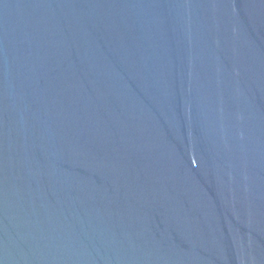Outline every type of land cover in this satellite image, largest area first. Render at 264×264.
I'll return each mask as SVG.
<instances>
[{"label":"water","instance_id":"95a60500","mask_svg":"<svg viewBox=\"0 0 264 264\" xmlns=\"http://www.w3.org/2000/svg\"><path fill=\"white\" fill-rule=\"evenodd\" d=\"M0 264H264V0H0Z\"/></svg>","mask_w":264,"mask_h":264}]
</instances>
